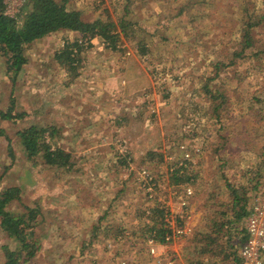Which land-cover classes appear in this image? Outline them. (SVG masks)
I'll return each instance as SVG.
<instances>
[{
  "label": "rangeland",
  "instance_id": "rangeland-1",
  "mask_svg": "<svg viewBox=\"0 0 264 264\" xmlns=\"http://www.w3.org/2000/svg\"><path fill=\"white\" fill-rule=\"evenodd\" d=\"M66 5L86 21L116 25L126 16L138 24L126 33L116 28L115 49L100 37L90 45L84 39L73 80L54 54L66 39L81 37L75 32L58 30L26 45V63L12 88L0 56V108L9 105L12 93L16 109L27 112L18 126L0 120V189L19 187L20 199L10 205L14 213L38 209L33 233L39 249L32 262L206 263L193 240L209 229L210 204L219 191L225 193V177L246 190L260 171L258 187L264 184V19L254 30V48L263 52L229 65L241 17L247 10L263 14L264 0H66ZM209 78L226 98L212 101L202 93ZM28 124L54 128L48 140L68 153L70 171L26 158L16 131ZM185 151L195 161L189 172L196 175L188 198L186 184L169 183ZM165 214L187 234L157 241L150 228L164 227ZM114 234L121 238L114 240ZM2 246L18 248L0 230V264Z\"/></svg>",
  "mask_w": 264,
  "mask_h": 264
},
{
  "label": "trees",
  "instance_id": "trees-1",
  "mask_svg": "<svg viewBox=\"0 0 264 264\" xmlns=\"http://www.w3.org/2000/svg\"><path fill=\"white\" fill-rule=\"evenodd\" d=\"M261 11L250 13L247 10L241 17L239 23L242 24V28L238 30L237 45L229 59V65L248 56H251L250 58L257 57L263 52L254 48V30L264 19V12L262 14ZM129 12L130 10L126 8V13ZM137 24V20L128 19L126 16H122L116 25L100 19L86 21L82 18L80 10L67 7L66 0H28L17 22L3 13V4L0 0V56L4 58L5 75L12 88L26 63L24 47L58 30H67L78 33L81 37L66 39L62 48L54 54V58L60 65L65 66L68 76L73 80L78 76L77 69L81 62L80 53L85 46L84 39L90 45L91 39L100 37L112 49H115L119 40L116 28H119L121 33H126ZM208 80L209 83L202 87V93L208 100L213 101L218 95L226 98L222 92L219 93L218 88H212L213 80L211 78ZM8 101L9 105L6 108H0V120L18 126L27 116V112L16 109L12 93H10ZM211 113L214 115V119H219L216 107H212ZM3 134V128H0V135ZM53 135L54 128L48 124H28L16 131L17 140L29 161L40 157L47 165L70 171L71 164L68 153L59 147L53 148L50 139L48 140V137L51 138ZM148 154L151 157L154 155L153 152ZM179 168L172 171L173 174L169 181L171 185L187 184L192 178L191 174L180 173ZM259 172L249 180L252 184H248L246 190L244 184L236 186L229 178L225 177L223 187L226 189L225 193L219 191L214 202L210 204L214 215L210 220L209 229L202 231L200 238L193 240L194 250L198 251L200 255L206 256L207 262L204 263L202 260L194 262L240 264L239 250L246 240V233L241 227V222L249 212V201L252 200L253 193L263 185L258 187L263 178ZM193 177L196 178V175ZM223 198L225 200H222ZM19 199L20 189L18 186L0 189V230L18 245L16 249L2 246V264H35L32 262V258L39 249L38 240L33 233L38 209L28 208L26 214L14 213L10 205ZM150 231H156V240L165 243L162 238L165 228L162 225L160 227L154 225Z\"/></svg>",
  "mask_w": 264,
  "mask_h": 264
},
{
  "label": "built area",
  "instance_id": "built-area-1",
  "mask_svg": "<svg viewBox=\"0 0 264 264\" xmlns=\"http://www.w3.org/2000/svg\"><path fill=\"white\" fill-rule=\"evenodd\" d=\"M28 0H2L3 4V13L15 20L19 21L20 16L25 8V5ZM179 147L185 150L183 143L178 144ZM199 146L193 148L195 155H198L200 152ZM192 155L187 151L184 152L183 158L179 161V172L190 174L189 171H192L190 168L195 164V161L192 160ZM145 171H142L144 174ZM193 177L191 180L184 185V195L186 198L190 197L193 194ZM181 205L185 207L187 201L181 199ZM164 227L165 232L163 235L164 241H170L174 236H185L187 230L181 226H176L173 222L167 219L166 214L164 215ZM243 230L246 233V240L239 250L241 257L240 264H264V184L259 188L257 192L254 193L250 206L249 212L243 219ZM121 236H117L114 240L120 239ZM149 244H152L153 238L150 237L147 239ZM151 248L154 249L153 246ZM153 249L151 252L153 253Z\"/></svg>",
  "mask_w": 264,
  "mask_h": 264
},
{
  "label": "crops",
  "instance_id": "crops-1",
  "mask_svg": "<svg viewBox=\"0 0 264 264\" xmlns=\"http://www.w3.org/2000/svg\"><path fill=\"white\" fill-rule=\"evenodd\" d=\"M115 233H117V232H115ZM117 236H119V235L114 234L113 238H116Z\"/></svg>",
  "mask_w": 264,
  "mask_h": 264
}]
</instances>
